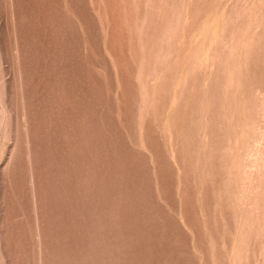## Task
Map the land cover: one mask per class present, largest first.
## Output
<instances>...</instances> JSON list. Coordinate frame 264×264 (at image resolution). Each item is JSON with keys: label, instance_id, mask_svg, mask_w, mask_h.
Masks as SVG:
<instances>
[{"label": "rangeland", "instance_id": "obj_1", "mask_svg": "<svg viewBox=\"0 0 264 264\" xmlns=\"http://www.w3.org/2000/svg\"><path fill=\"white\" fill-rule=\"evenodd\" d=\"M0 264H264V0H0Z\"/></svg>", "mask_w": 264, "mask_h": 264}]
</instances>
